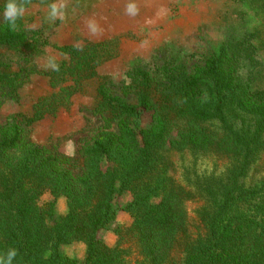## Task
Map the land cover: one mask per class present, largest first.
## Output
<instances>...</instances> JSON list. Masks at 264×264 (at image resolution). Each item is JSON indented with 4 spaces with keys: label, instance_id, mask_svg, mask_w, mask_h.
Segmentation results:
<instances>
[{
    "label": "trees",
    "instance_id": "trees-1",
    "mask_svg": "<svg viewBox=\"0 0 264 264\" xmlns=\"http://www.w3.org/2000/svg\"><path fill=\"white\" fill-rule=\"evenodd\" d=\"M34 48L20 19L15 30L0 22V55ZM113 48L88 44L59 62V72L46 73L52 93L0 127V256L15 248L12 264H264V69L251 43L241 47L240 68L225 46L188 68L166 44L153 72L134 68L119 94L100 84L95 110L108 128L85 143L77 173L26 141L23 126L70 105ZM19 77L0 59V88ZM126 192L131 221L114 228L110 246L100 233ZM60 198L67 210L55 217ZM72 242L85 246L80 263L62 254Z\"/></svg>",
    "mask_w": 264,
    "mask_h": 264
},
{
    "label": "rangeland",
    "instance_id": "rangeland-1",
    "mask_svg": "<svg viewBox=\"0 0 264 264\" xmlns=\"http://www.w3.org/2000/svg\"><path fill=\"white\" fill-rule=\"evenodd\" d=\"M53 2L30 3L20 19L26 37L35 42V48L28 53L22 50L0 55L4 64L20 72L11 89L0 88V127L21 122L30 114L34 102L52 93L47 71L43 69L47 57L54 56L58 63H69L75 52L81 53L88 44L107 42L111 48L114 46L112 57L96 68L94 77L83 81L70 105L60 107L55 114L31 126H23L26 141L46 147L63 164L71 163L74 173L79 171L74 164H81L79 152L85 143L104 126L108 128L102 118L105 114L95 110L98 86L105 84L119 94L121 87L130 81L134 68L154 69L160 47L175 46L183 55V63L194 68L225 46L231 64L240 68L241 47L249 42L264 69V8L250 0H65V19L54 22L47 19L48 5ZM128 2L137 5V15L125 14ZM3 4L4 0H0L1 23H4ZM88 19L100 25L102 35H89L85 25ZM74 45H82L83 50H77ZM126 100L131 102L132 98ZM109 129L117 133L115 121ZM174 176L182 179L178 161ZM130 198L127 192L116 198V218L100 233L110 246L116 239L114 228L131 221L122 211ZM187 206L191 213V203L187 202ZM66 210L64 198L57 200L54 216ZM61 251L80 263L86 250L83 243L72 242L62 245Z\"/></svg>",
    "mask_w": 264,
    "mask_h": 264
},
{
    "label": "clouds",
    "instance_id": "clouds-1",
    "mask_svg": "<svg viewBox=\"0 0 264 264\" xmlns=\"http://www.w3.org/2000/svg\"><path fill=\"white\" fill-rule=\"evenodd\" d=\"M31 3V0H5L3 8V20L10 30L17 28V21L21 19L26 11V6ZM66 7L65 0H55V2L48 5L47 19L49 21H56L65 19L64 9ZM125 14L135 16L138 14V7L133 2H128L125 5ZM86 28L90 36L99 37L103 34V29L94 19H88L85 22ZM77 50L82 51V45H74ZM45 71L59 72L60 65L54 56L47 57L43 64ZM17 256L15 248L9 249L4 256H0V264H12L13 259Z\"/></svg>",
    "mask_w": 264,
    "mask_h": 264
}]
</instances>
